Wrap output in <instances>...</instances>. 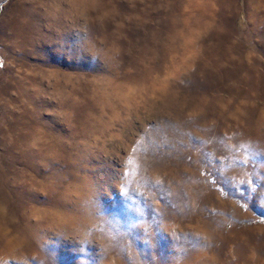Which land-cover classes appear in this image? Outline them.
Here are the masks:
<instances>
[{"label": "rangeland", "instance_id": "rangeland-1", "mask_svg": "<svg viewBox=\"0 0 264 264\" xmlns=\"http://www.w3.org/2000/svg\"><path fill=\"white\" fill-rule=\"evenodd\" d=\"M0 264H264V0H0Z\"/></svg>", "mask_w": 264, "mask_h": 264}, {"label": "snow or ice", "instance_id": "snow-or-ice-1", "mask_svg": "<svg viewBox=\"0 0 264 264\" xmlns=\"http://www.w3.org/2000/svg\"><path fill=\"white\" fill-rule=\"evenodd\" d=\"M249 183H251V181H249Z\"/></svg>", "mask_w": 264, "mask_h": 264}]
</instances>
